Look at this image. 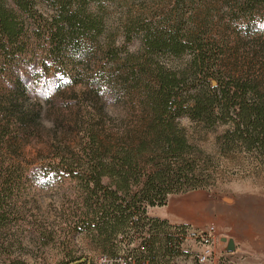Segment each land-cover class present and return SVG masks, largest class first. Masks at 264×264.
<instances>
[{
    "label": "rangeland",
    "instance_id": "rangeland-1",
    "mask_svg": "<svg viewBox=\"0 0 264 264\" xmlns=\"http://www.w3.org/2000/svg\"><path fill=\"white\" fill-rule=\"evenodd\" d=\"M249 1H40L38 9L46 18L53 16L64 4L70 12H75L85 2L88 12L100 18L102 27L95 42L90 39L91 55L79 64V68L85 67L86 71L82 70V81L79 79L78 84L71 87L75 97L67 95V101L61 103L53 96L46 103L38 97L43 92L45 82L42 79L39 86L32 84L29 102L36 110L40 103L47 112L41 114L33 128H15L12 121L0 116V136L3 128L12 132L4 139L12 145L11 152L0 144V178L6 175V167L11 164L8 173L25 171L42 180L39 184L21 185L12 195L7 207L9 222L0 231L4 234L0 264H81V261L89 264L99 255L121 253L129 245L138 246L143 237L149 239L147 230L140 226L135 227L128 238L97 227L94 214L97 209L91 207L97 199L86 190L85 168L89 157L83 152L84 143L90 135L100 140L121 138L122 125L130 123L142 106H150V94L156 90L155 65L148 66V71L137 81L130 73L131 68L138 70L139 64L150 57L146 52V34L156 39L167 34L179 36L183 41H198L190 43L189 50L181 57L168 53L153 57L154 63L167 70L185 71L190 76L188 87L177 91L180 99L190 100L199 90L207 91L209 85L217 86L215 77L231 87L247 82L264 97V20L257 23L256 30L260 32L255 38L239 35L229 22ZM255 9L254 18L264 19V6L257 5ZM250 18L251 15L248 22ZM199 45L206 53V69L193 66ZM100 68L103 72H98ZM61 79L60 76V82ZM54 82L60 84L57 79ZM50 92L45 91V94ZM1 94L0 102L3 101ZM231 107L233 109V104ZM61 108L71 111H61ZM79 116L82 120H78ZM214 121V124L195 122L184 117L176 122L191 146L185 157L193 163L196 173H202L209 182L206 188L198 190L204 202L207 224L191 228L203 231L215 226L213 264H219L220 260L234 264L227 256L218 257L216 253V224L219 216L230 218L232 223L222 235L232 238L226 240L233 241L235 250L233 238L243 235L248 243L249 239H254L262 243L264 249V155L228 141V133L234 130L230 117L220 115ZM132 138L138 141L144 139V134L135 132ZM65 144L70 147L69 151ZM61 158L73 167L65 165V169L56 171L57 174L49 171L45 177L38 175V172L48 173L52 164H58ZM190 194L192 192L172 195L164 207L170 200L192 199ZM184 248L188 257L177 264H196L195 255L201 251V246L188 241Z\"/></svg>",
    "mask_w": 264,
    "mask_h": 264
},
{
    "label": "trees",
    "instance_id": "trees-1",
    "mask_svg": "<svg viewBox=\"0 0 264 264\" xmlns=\"http://www.w3.org/2000/svg\"><path fill=\"white\" fill-rule=\"evenodd\" d=\"M40 1L0 0V93L3 97L0 116L12 121L15 128H33L41 114L47 112L40 103L37 110L30 107L34 83L39 86L44 79L43 92L38 97L46 103L53 96L61 103L67 101V95L76 96L71 87L78 84L82 72L86 71L85 67L80 69L79 64L91 55V40L95 42L101 33V20L88 12L87 3L83 2L75 12H70L64 4L53 16L46 18L38 9ZM257 5L264 6V0H250L229 19L239 35L255 38L260 32L256 30L257 23L264 19L254 18ZM146 39V52L150 57L139 64L138 70L131 68L130 73L137 81L148 71V66L155 65L156 90L150 94L151 104L133 112L132 121L120 129L121 138L100 140L90 135L83 150L89 157L85 168L86 190L97 199L95 206L91 207L97 209L95 223L101 231L128 238L134 228L140 226L148 233L149 239L143 237L138 246L132 248L129 245L124 252L103 255H133L138 261L150 259L151 264H177L186 261L188 256L178 245L172 248L168 243L174 232L185 231L191 226L169 224L166 220L151 217L148 211L166 206L172 195L204 189L209 182L202 173H196L193 163L185 157L191 146L176 121L188 117L195 122L214 124L220 115H225L233 121L234 129L228 133V141L264 155V97L247 82L231 87L215 77L217 86L209 85L210 90H199L190 100H182L177 91L188 87L190 76L185 71L167 70L154 63L153 57L158 53L181 57L189 50L190 43L198 41H183L179 36L169 37L167 34L157 39L146 34ZM198 52L193 66L206 69L207 58L202 45H199ZM103 70L100 68L98 72ZM59 75L61 82L65 83L61 84ZM56 79L59 85L54 82ZM49 90L51 92L45 94ZM67 109L61 108V111L70 110ZM3 130L0 144L11 152L12 145L4 139L12 132ZM141 131L144 139L136 141L132 138L133 133ZM65 145L69 151L70 147ZM52 165L48 173L38 172V175L45 177L49 171L57 174L56 171L60 172L66 166L73 167L63 158ZM10 166L6 167V175L0 178V231L9 222L7 207L14 192L26 183L33 185L42 181L25 171L18 172L15 166L12 168L18 174L8 173ZM3 235L0 232V246ZM81 264L88 262L81 261Z\"/></svg>",
    "mask_w": 264,
    "mask_h": 264
},
{
    "label": "crops",
    "instance_id": "crops-1",
    "mask_svg": "<svg viewBox=\"0 0 264 264\" xmlns=\"http://www.w3.org/2000/svg\"><path fill=\"white\" fill-rule=\"evenodd\" d=\"M190 195H192V199L170 200V204L167 207H154L149 211V214L151 217L166 220L172 225H188L193 228L203 227L207 224L204 202L200 198L198 190L193 191ZM231 223L232 221L227 215L218 217L216 224V253L218 257L227 256L234 264H264V249L259 241L255 242L254 239H249L248 243L247 237L244 235L239 238L235 237L233 239L236 244V250H229L230 241L228 242L226 239L230 240L232 238L222 235V232ZM221 263L227 264L224 260H220L219 264Z\"/></svg>",
    "mask_w": 264,
    "mask_h": 264
},
{
    "label": "built area",
    "instance_id": "built-area-1",
    "mask_svg": "<svg viewBox=\"0 0 264 264\" xmlns=\"http://www.w3.org/2000/svg\"><path fill=\"white\" fill-rule=\"evenodd\" d=\"M214 233L213 226L208 229L199 231L189 228L185 231H178L172 234L168 245L172 248L178 245L182 252H185L184 245L188 241L196 242L201 246V251L195 255L196 264H213L214 258ZM143 249V248H142ZM93 264H151L150 259H138L133 255L108 256L99 255Z\"/></svg>",
    "mask_w": 264,
    "mask_h": 264
},
{
    "label": "water",
    "instance_id": "water-1",
    "mask_svg": "<svg viewBox=\"0 0 264 264\" xmlns=\"http://www.w3.org/2000/svg\"><path fill=\"white\" fill-rule=\"evenodd\" d=\"M234 248H235V247H234V243H233V241H230V242H229V250H230V251H233Z\"/></svg>",
    "mask_w": 264,
    "mask_h": 264
}]
</instances>
